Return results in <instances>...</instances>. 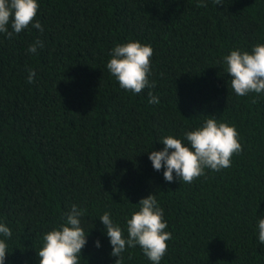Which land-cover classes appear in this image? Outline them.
Returning <instances> with one entry per match:
<instances>
[{
	"label": "trees",
	"instance_id": "1",
	"mask_svg": "<svg viewBox=\"0 0 264 264\" xmlns=\"http://www.w3.org/2000/svg\"><path fill=\"white\" fill-rule=\"evenodd\" d=\"M37 2L43 32L0 34V222L13 233L5 264H39L43 234L73 204L87 209L81 264H115L99 218L110 212L127 237L125 218L150 194L172 235L160 264H264V93L238 97L223 64L232 50L264 43V0ZM37 39L43 48L30 54ZM130 40L153 49L155 87L139 94L106 68L113 47ZM208 117L234 126L242 151L190 184L175 173L166 182L149 153L167 135L187 146L183 132ZM123 256L152 264L139 246Z\"/></svg>",
	"mask_w": 264,
	"mask_h": 264
},
{
	"label": "clouds",
	"instance_id": "2",
	"mask_svg": "<svg viewBox=\"0 0 264 264\" xmlns=\"http://www.w3.org/2000/svg\"><path fill=\"white\" fill-rule=\"evenodd\" d=\"M213 2L222 5L221 0ZM197 7L206 8V0H198ZM38 10L37 0H0V34L12 39L29 25L43 32L40 21L36 19ZM38 47L43 48V42L39 39L29 46L28 52L36 54ZM109 55L107 71L121 89L139 94L145 88L155 87V82L150 83L148 79L153 55L151 45L132 40L117 43ZM223 64L224 71L230 77L231 88L238 97L264 93V43L253 45L250 52L232 50L223 57ZM35 76L36 72L28 69L27 82L34 83ZM148 97L149 104L160 102L151 91ZM183 138L188 142L187 146L172 135L164 136L160 142L164 145L163 150L151 151L148 155L154 170L164 169L163 177L168 183L174 181L173 173L179 181L190 184L204 176L206 169L219 172L229 168L232 157L242 151L236 128L215 117L206 118L195 129L185 130ZM133 206L130 218H125L127 237L121 226L113 221L110 212L106 211L99 218L112 247L111 256L117 258L115 264H124L125 251L139 246L152 264H160L167 252V242L172 238L171 233L166 231L168 225L163 219L164 210L154 194ZM86 213L87 209L73 204L64 214V222L43 234L41 247L37 251L39 264H81V250L87 243L81 218ZM257 229L259 244L264 245V216L258 218ZM12 235L10 228L0 222V237H3L0 238V264H5L8 253L6 240ZM95 246H101L99 240Z\"/></svg>",
	"mask_w": 264,
	"mask_h": 264
}]
</instances>
